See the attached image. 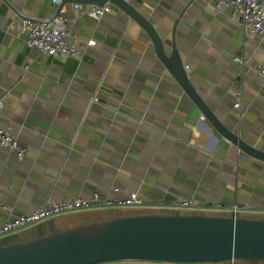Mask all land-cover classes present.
Masks as SVG:
<instances>
[{
  "label": "crops",
  "instance_id": "crops-1",
  "mask_svg": "<svg viewBox=\"0 0 264 264\" xmlns=\"http://www.w3.org/2000/svg\"><path fill=\"white\" fill-rule=\"evenodd\" d=\"M129 1L170 41L169 52L175 34L191 81L221 121L264 149V38L212 0ZM75 4L0 0V128L25 150L20 157L0 146V226L49 200L95 193H137L144 213H172L177 202L192 201L195 212L229 214L238 205L245 216L264 218V162L215 129L145 27L114 5L95 17ZM57 13L78 38L79 54H45L13 26ZM93 220L52 219L60 230ZM44 223L36 234L30 227L11 238L48 234Z\"/></svg>",
  "mask_w": 264,
  "mask_h": 264
},
{
  "label": "water",
  "instance_id": "water-1",
  "mask_svg": "<svg viewBox=\"0 0 264 264\" xmlns=\"http://www.w3.org/2000/svg\"><path fill=\"white\" fill-rule=\"evenodd\" d=\"M66 3H112L145 27L159 58L176 76L215 129L252 158L264 162V149L247 142L224 124L189 77L176 44L128 0H61ZM50 233L0 245V264H97L123 259L179 263L239 259L264 261V218L204 212L139 213L82 222Z\"/></svg>",
  "mask_w": 264,
  "mask_h": 264
},
{
  "label": "built area",
  "instance_id": "built-area-1",
  "mask_svg": "<svg viewBox=\"0 0 264 264\" xmlns=\"http://www.w3.org/2000/svg\"><path fill=\"white\" fill-rule=\"evenodd\" d=\"M212 2L218 12L224 8L232 9L241 18L245 28L249 32L261 35L264 38V0H212ZM75 6L79 10L95 17H101L113 8V4L110 2L105 4H89L90 8L88 11L83 9L82 3H76ZM67 23V18L57 13L45 18L23 17L15 21L13 26L20 34L24 35L28 45L39 48L45 54L77 55L80 52L77 44L78 38L68 29ZM71 37L73 38V42H69V38ZM258 70L264 75V67L259 66ZM235 105L240 107V96ZM3 106L4 101L0 100V113ZM0 146L4 149L18 152L20 157H24L25 155V150L20 147L18 140L13 137L9 128H0ZM144 204V200L137 193H132L126 199L102 198L99 193H95L91 198L77 197L68 201L49 200L30 213L19 214L6 221L0 226V238L40 223L49 222L56 216L73 211L102 207L143 206ZM176 207L180 211L183 208H194L192 201H179L176 203ZM242 210L238 205H234L230 209L229 214L239 216ZM229 262L235 264L236 259H232ZM206 263L209 262L201 264ZM97 264H175V262L123 259L104 261Z\"/></svg>",
  "mask_w": 264,
  "mask_h": 264
},
{
  "label": "rangeland",
  "instance_id": "rangeland-1",
  "mask_svg": "<svg viewBox=\"0 0 264 264\" xmlns=\"http://www.w3.org/2000/svg\"><path fill=\"white\" fill-rule=\"evenodd\" d=\"M146 210H148V209H147V207H144V206H125V207L116 206V207L89 208V209H83V210H78V211L66 213V214H63L62 216H58V217L53 218V220L65 219L68 216H72V217H74V219L80 218V219H83L85 221L92 220V219H106V218H112V217H117V216L133 215V214H138V213H142V212L144 213V212H146ZM192 210H193V212H195L194 210H198V209L183 208L181 212H183V213L187 212L188 213V212H191ZM245 212L244 211H243V213L241 212L239 214V216H245L244 215V214H246ZM46 227H47V223H40V224L34 225L33 227L30 228V230H27V231H32L33 233L36 234V233L42 231V229L46 228ZM11 237H18V234L14 233V234L8 235L7 237L5 236L3 238V240L0 241V245L5 244V243H9L12 241H16V240H24L21 238L13 239ZM229 261L230 260L221 261V262H229ZM236 261H239V259H236Z\"/></svg>",
  "mask_w": 264,
  "mask_h": 264
}]
</instances>
